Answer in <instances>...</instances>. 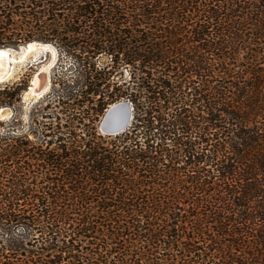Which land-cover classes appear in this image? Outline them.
Masks as SVG:
<instances>
[{"label": "trees", "instance_id": "trees-1", "mask_svg": "<svg viewBox=\"0 0 264 264\" xmlns=\"http://www.w3.org/2000/svg\"><path fill=\"white\" fill-rule=\"evenodd\" d=\"M34 40L60 67L0 83V264H264V0H0V46Z\"/></svg>", "mask_w": 264, "mask_h": 264}, {"label": "water", "instance_id": "water-1", "mask_svg": "<svg viewBox=\"0 0 264 264\" xmlns=\"http://www.w3.org/2000/svg\"><path fill=\"white\" fill-rule=\"evenodd\" d=\"M30 44H35L39 49L38 51L46 52L49 50V46L54 47L50 43L40 41H29L20 44L16 47L12 46H0V83L9 81L14 75V72L21 62L18 57V53L23 49L26 50ZM55 48V47H54ZM34 55L31 58L30 63L38 61ZM32 83V82H31ZM46 88L38 93V96L42 95ZM4 115L3 112H0ZM132 116V107L130 103L125 99H120L108 105L105 109L102 117L99 121L98 128L100 132L107 134H114L124 130L130 122Z\"/></svg>", "mask_w": 264, "mask_h": 264}, {"label": "rangeland", "instance_id": "rangeland-1", "mask_svg": "<svg viewBox=\"0 0 264 264\" xmlns=\"http://www.w3.org/2000/svg\"><path fill=\"white\" fill-rule=\"evenodd\" d=\"M52 48H54V47H52ZM54 50H55V52L51 53L50 51L48 52V50L46 52H44V51L40 52L37 49L33 52L28 53L26 55L25 59L23 58V60L18 64L12 78L9 79V81L18 79L23 73H25L26 67L30 63L31 58L34 55L36 56L37 59L39 58L38 61L33 62L36 64H34V66H33L34 68L31 71V75H30L29 81H28L29 85H28L27 89L23 92L22 97H23L24 101H29L30 99L39 97L38 93L41 90H43V88H45L46 86H47L46 90L48 89L49 83H50V81H49L50 77L52 76L53 72H55L60 67L58 64L56 65L58 56H57V52H56L55 48H54ZM61 62L68 63V62H70V60L65 61V59H64V60H61ZM35 73L37 75V79L35 80V83L33 85L31 82L35 76ZM31 84L33 86H32V89L29 90Z\"/></svg>", "mask_w": 264, "mask_h": 264}, {"label": "bare ground", "instance_id": "bare-ground-1", "mask_svg": "<svg viewBox=\"0 0 264 264\" xmlns=\"http://www.w3.org/2000/svg\"><path fill=\"white\" fill-rule=\"evenodd\" d=\"M37 49H39V48H38L35 44H30L26 50L23 49L21 52L18 53L19 60L22 61L23 58L25 59V57H26V55H27L28 53L33 52V51H35V50H37ZM48 49H49L48 52H49V51H50L51 53H52V52H55L54 48H52L51 46H49ZM38 53H39V52H38ZM36 79H37V75H36V73H35V76H34V78H33V80H32V84H33V85H34ZM32 84L30 85L29 90L32 89V86H33ZM46 87H47V86H46ZM43 89H45V88H43ZM30 93H31V92H30ZM36 93H37V92H36Z\"/></svg>", "mask_w": 264, "mask_h": 264}]
</instances>
